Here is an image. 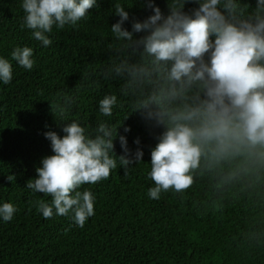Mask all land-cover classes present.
<instances>
[{
    "label": "trees",
    "instance_id": "trees-1",
    "mask_svg": "<svg viewBox=\"0 0 264 264\" xmlns=\"http://www.w3.org/2000/svg\"><path fill=\"white\" fill-rule=\"evenodd\" d=\"M22 3L0 0V57L13 67L11 82L0 81V205L17 209L10 221L0 218V264H264V168L241 166L239 159L211 167L202 162L189 189L148 196L155 186L148 176L151 150L164 129L135 110L138 90L123 94L127 76L114 72L120 41L111 32L120 19L117 3L129 12L124 27L132 31L133 20L153 14L144 0H97L77 25H54L46 34L48 46L21 27ZM155 4L168 13V0ZM250 4L254 7V0ZM197 6L189 2L185 10ZM17 46L33 49L31 70L12 59ZM110 94L118 103L112 116H104L99 102ZM73 120L93 135L106 122L126 136L130 159L137 148L144 153L127 174L117 157L109 178L80 186L95 197L94 215L83 227L71 213L61 216L55 209L45 218L36 202L51 204V196L26 188L42 158L54 154L44 133L63 137V127ZM114 144L115 153L124 155L119 138ZM238 169L237 177L228 179ZM9 175L15 179L9 181Z\"/></svg>",
    "mask_w": 264,
    "mask_h": 264
},
{
    "label": "clouds",
    "instance_id": "clouds-1",
    "mask_svg": "<svg viewBox=\"0 0 264 264\" xmlns=\"http://www.w3.org/2000/svg\"><path fill=\"white\" fill-rule=\"evenodd\" d=\"M189 2L198 6L185 10ZM96 4L97 0H23L21 27L33 30V37L48 46L52 41L46 34L54 25L75 26ZM144 6L153 14L133 20L129 31L124 27L129 12L117 3L120 19L111 32L120 41L114 72L127 76L123 94L138 90L141 98L135 110L152 126L164 129L151 150L148 176L155 186L148 196L159 199L162 192L189 189L202 162L211 167L239 159L241 166L251 162L264 168V0H254V7L250 0H168L167 14L155 0H144ZM135 33L143 35L137 38ZM11 57L27 70L34 67L30 47L17 46ZM12 78V64L0 57V81L6 85ZM70 102L66 100L65 107ZM117 103V95H105L100 113L112 116ZM51 108L54 113L52 104ZM62 130L63 137L55 131L44 133L54 154L42 158L37 177L26 188L51 196V204L36 202L45 218L55 209L61 216L71 213L83 227L94 215L95 197L90 190L79 191L80 186L109 178L117 157L127 174L128 166L142 162L144 153L137 148L130 159L126 136L106 122L98 124L94 135L77 120L66 122ZM117 138L124 155L115 153ZM135 143L139 145V139ZM238 171L228 179H235ZM16 211L12 203H3L0 218L10 221Z\"/></svg>",
    "mask_w": 264,
    "mask_h": 264
}]
</instances>
